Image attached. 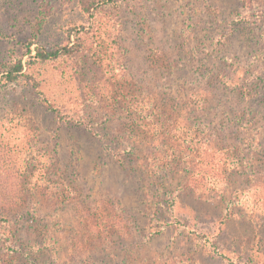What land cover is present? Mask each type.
Segmentation results:
<instances>
[{"label":"rangeland","instance_id":"rangeland-1","mask_svg":"<svg viewBox=\"0 0 264 264\" xmlns=\"http://www.w3.org/2000/svg\"><path fill=\"white\" fill-rule=\"evenodd\" d=\"M94 1L0 0V264H264V0ZM160 133L250 146L204 202Z\"/></svg>","mask_w":264,"mask_h":264},{"label":"trees","instance_id":"trees-1","mask_svg":"<svg viewBox=\"0 0 264 264\" xmlns=\"http://www.w3.org/2000/svg\"><path fill=\"white\" fill-rule=\"evenodd\" d=\"M108 1L113 2V0H108ZM88 2L90 4L88 5L86 10L89 14H92V11L100 10L99 3H96V1H94V4H92L91 0H88ZM92 16H94V14H92ZM75 31L77 35L89 34L88 30L85 31V27H82L81 30L76 29ZM79 40L80 39L77 40L76 44L57 47L52 50H48L45 47L36 44V47L34 49L35 54L31 56V61L28 64L35 65L37 62L46 63V62L56 61L61 58L75 57L76 55L81 54L83 51V47L80 45ZM258 42L257 44H259ZM33 44H34V40L31 42V45L28 47V52H30V54H32ZM24 66L25 65L23 61H18L14 65L9 66L8 68H6V72L3 75L4 79L7 82H15L16 80L20 79L21 77L24 76L23 74ZM251 90L252 92L250 94L248 95L243 94L245 96L244 99L247 101L248 100L257 101L256 97L258 96V94L254 93L252 88ZM213 92L218 93L219 88L215 87ZM193 101L194 102L192 103V105L194 106L195 109L204 110L206 108L205 103L203 104L198 103L197 101H195V99ZM255 105L256 104H254L251 108L246 110L244 114H242V116H244L246 112L252 111ZM240 119L241 118L237 116L236 120L240 122ZM246 124L247 125H245V127L249 125L248 123ZM229 125H233V124L229 123ZM224 126L225 125L223 124V122L220 123L219 125V127L223 130H224ZM160 134L162 135V137H159L158 140L161 142L163 149H165L168 152H163V151L158 152L157 161L159 157L177 158L179 160L177 163H175L174 161L167 162L166 159H162V158L159 160V162L165 164V166L163 167L166 168L168 167L173 170H175L176 168H181L182 165H185V167L187 166L186 172L190 175V180L192 183L190 189L196 196L199 195V197L204 202L208 200L210 194L214 193L213 191L218 192L217 190L221 185V182L225 180V176L229 177L230 175L233 176V174L239 173L237 160L233 155L234 154L238 155L237 152L240 150L241 146H247V147L250 146V145H246L245 142H240V145L234 147V150H232L233 152L231 151V154L229 155V159H230L228 160L229 165H227V167L225 168L224 165L219 163L217 159L214 158V154H212L211 152L204 153V148L210 150L216 149V145L212 142L213 141L212 138L206 139L205 142L201 141L199 144H194L190 141L188 142L187 135L185 134L176 133L178 134L176 136L174 134L169 135L167 133H160ZM251 147L255 148L256 151L261 152V154H264L263 152L264 138H259L257 141H255V143H251ZM219 148H221L220 145ZM219 148L216 150V152H218ZM169 152H171L172 154H170ZM233 166H236L237 170H235ZM252 173H256V176H250V179L254 181L253 187L262 192V194L257 195L258 196L257 200L258 202H261L264 207V181L257 180L256 182L258 176L259 178L261 177V179H264V169L258 167H256V169L253 168ZM71 193H73V190H71L69 184V186L67 187L66 195L71 196Z\"/></svg>","mask_w":264,"mask_h":264}]
</instances>
